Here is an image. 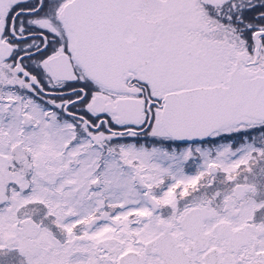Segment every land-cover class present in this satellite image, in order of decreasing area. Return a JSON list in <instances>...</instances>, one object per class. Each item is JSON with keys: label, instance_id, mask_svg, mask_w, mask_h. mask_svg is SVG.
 Masks as SVG:
<instances>
[{"label": "snow or ice", "instance_id": "1", "mask_svg": "<svg viewBox=\"0 0 264 264\" xmlns=\"http://www.w3.org/2000/svg\"><path fill=\"white\" fill-rule=\"evenodd\" d=\"M0 264H264V0H0Z\"/></svg>", "mask_w": 264, "mask_h": 264}]
</instances>
